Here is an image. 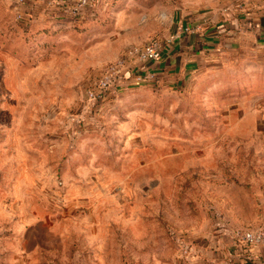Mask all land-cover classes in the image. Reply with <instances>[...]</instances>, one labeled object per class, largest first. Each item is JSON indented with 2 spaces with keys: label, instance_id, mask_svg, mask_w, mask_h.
Segmentation results:
<instances>
[{
  "label": "rangeland",
  "instance_id": "1",
  "mask_svg": "<svg viewBox=\"0 0 264 264\" xmlns=\"http://www.w3.org/2000/svg\"><path fill=\"white\" fill-rule=\"evenodd\" d=\"M241 2L101 1L53 57L0 74L11 107L0 124L14 126L0 148V264L14 250L30 264H198L219 224H264V51L253 43L223 49L182 88L87 96L128 46L166 44L175 13L213 24L242 17ZM10 7L0 0V61L3 41L26 37Z\"/></svg>",
  "mask_w": 264,
  "mask_h": 264
},
{
  "label": "crops",
  "instance_id": "2",
  "mask_svg": "<svg viewBox=\"0 0 264 264\" xmlns=\"http://www.w3.org/2000/svg\"><path fill=\"white\" fill-rule=\"evenodd\" d=\"M13 7L7 8L24 21L19 23V32L26 37L18 41V47H6L3 41L2 51L4 59L0 62V74H25V67L35 68L44 60L53 57L51 48L65 45L66 38H58L67 32L75 36V25L78 22H87L99 15L96 6H87L79 16L72 17L64 5H59L58 0H11ZM243 6L239 11L243 16L232 17L229 12L226 16L215 15L213 24L205 20L192 21L184 12L175 13L170 17L173 37L164 44L161 58L145 64V69L150 72V79L139 84L154 87L182 88L197 75L213 56L222 53L223 49L242 46L250 41L255 47L264 51V0H242ZM67 9V8H66ZM76 22V23H75ZM189 26L192 31H184ZM68 38V37H67ZM70 39V37L68 38ZM88 45V44H87ZM47 47L44 52L42 47ZM27 47L31 50H28ZM51 47V48H50ZM57 53V52H56ZM18 64L15 69L9 67V63ZM23 66V67H22ZM135 85L128 82L120 89ZM11 107H0V111L6 112ZM12 124V123H11ZM0 124V148L4 143L11 142L10 127L13 124ZM17 124V123H16ZM5 153V152H4ZM3 152L0 150V155ZM6 154H8L6 152ZM256 223L252 224L255 225ZM220 230L214 236L213 250L207 256L197 251L202 258H198V264H264V246H249L238 242L234 237L235 229L219 224ZM12 256L3 264H30L28 256L21 250L11 252ZM5 254V252H3Z\"/></svg>",
  "mask_w": 264,
  "mask_h": 264
},
{
  "label": "built area",
  "instance_id": "3",
  "mask_svg": "<svg viewBox=\"0 0 264 264\" xmlns=\"http://www.w3.org/2000/svg\"><path fill=\"white\" fill-rule=\"evenodd\" d=\"M99 1L58 0V4L64 5L65 10H68L72 17H76L84 8L94 6ZM183 29L184 31H192L189 26H185ZM163 46L164 44L157 39H151L144 44L128 46L117 58L105 66L94 84L87 90V96L91 100L104 99L118 90L119 86H125L130 81L139 84L150 79V72L145 69V64L159 60ZM233 234L238 242L249 246H264V224L257 229L235 230Z\"/></svg>",
  "mask_w": 264,
  "mask_h": 264
}]
</instances>
